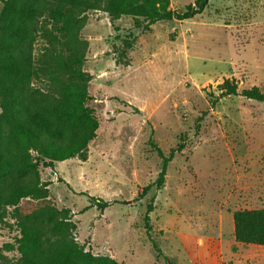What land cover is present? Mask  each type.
I'll use <instances>...</instances> for the list:
<instances>
[{
	"label": "rangeland",
	"instance_id": "obj_1",
	"mask_svg": "<svg viewBox=\"0 0 264 264\" xmlns=\"http://www.w3.org/2000/svg\"><path fill=\"white\" fill-rule=\"evenodd\" d=\"M83 15V67L100 127L85 158L39 168L55 205L71 210L75 239L124 264H169L145 227L152 204L151 234L176 264H264V246L236 241L233 218L264 207V102L229 95L212 106L227 79L264 91V0H209L192 19L154 24L102 8ZM47 46L40 37L36 57ZM152 142L165 154L185 144L162 188ZM82 192L112 205L90 207ZM19 236L11 207L0 225L7 264L20 258Z\"/></svg>",
	"mask_w": 264,
	"mask_h": 264
},
{
	"label": "trees",
	"instance_id": "obj_2",
	"mask_svg": "<svg viewBox=\"0 0 264 264\" xmlns=\"http://www.w3.org/2000/svg\"><path fill=\"white\" fill-rule=\"evenodd\" d=\"M208 2L196 0L178 11L171 8V0H0V225L12 207L20 232L16 239L20 258L15 264H124L93 254L75 239L71 210L55 205L39 170L85 158L100 127L89 106L91 76L83 67L88 46L80 35L86 23L83 14L102 8L111 17L128 15L154 24L192 19L204 12ZM40 37L47 39L48 46L36 57ZM219 90L218 96H212L213 107L229 95L264 102V91L239 90L229 79ZM152 146L162 159L155 182L162 188L169 163L185 144L179 143L168 154L153 142ZM82 194L90 197V207L105 210L112 205ZM153 209L150 204L144 219L148 235L158 254L176 264L151 234ZM233 218L236 241L264 246V207L236 210ZM7 263V256L1 254L0 264Z\"/></svg>",
	"mask_w": 264,
	"mask_h": 264
}]
</instances>
